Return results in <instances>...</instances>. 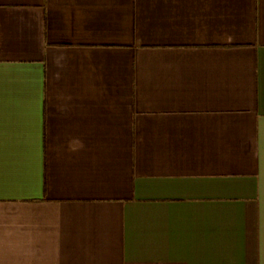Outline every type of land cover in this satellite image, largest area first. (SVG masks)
<instances>
[{
	"label": "crops",
	"instance_id": "crops-1",
	"mask_svg": "<svg viewBox=\"0 0 264 264\" xmlns=\"http://www.w3.org/2000/svg\"><path fill=\"white\" fill-rule=\"evenodd\" d=\"M0 264H264V0H0Z\"/></svg>",
	"mask_w": 264,
	"mask_h": 264
}]
</instances>
